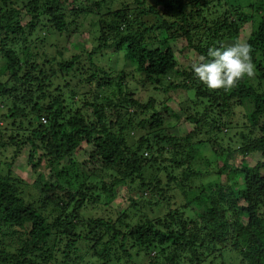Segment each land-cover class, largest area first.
<instances>
[{
    "label": "trees",
    "instance_id": "16d2710c",
    "mask_svg": "<svg viewBox=\"0 0 264 264\" xmlns=\"http://www.w3.org/2000/svg\"><path fill=\"white\" fill-rule=\"evenodd\" d=\"M86 14L89 52L38 51L42 30L83 43ZM242 35L254 75L228 90L181 68L172 44L206 56ZM107 53H124L146 100L127 72L97 64ZM0 59V119L31 127L0 140L14 148L0 162V264H264V0H0ZM181 89L200 110L168 104ZM237 107L242 125L230 121ZM172 118L192 128L172 132ZM28 147L29 165L48 168L32 202L13 167ZM119 192L131 203L116 218L83 213Z\"/></svg>",
    "mask_w": 264,
    "mask_h": 264
},
{
    "label": "rangeland",
    "instance_id": "374dc122",
    "mask_svg": "<svg viewBox=\"0 0 264 264\" xmlns=\"http://www.w3.org/2000/svg\"><path fill=\"white\" fill-rule=\"evenodd\" d=\"M243 1H244V6L247 8L250 5V3L254 2L255 0H243ZM151 2L153 3V0H149V3ZM151 19L155 20V16L154 18L151 17ZM93 20H96V17L92 15H88V14L79 18V23H78L79 30L75 34L76 36L82 35L83 43L81 41L76 42V43L75 42L69 43V39L67 40V37H69L68 34H65L62 36H59V35H56V36L49 35L48 36L47 30L40 31L38 33V40H39V43L42 42V46L39 45L38 51L39 52L46 51L51 56H57L59 52H63L66 58L71 57L72 54H75L77 52H89L91 48H93L94 46L93 43H94L95 36H96V33H95L96 28H95V24ZM155 34L157 35L158 32ZM76 38H79V37H76ZM245 39H246V36L242 35L241 40L244 42ZM172 44H173L174 50L176 51V56L178 58L179 65L181 68L182 66L189 67L192 63H195L198 61V58L200 57L199 55L194 54L192 52H187L185 54L181 52L183 49V46L186 45L185 42L183 43L181 41H178V42L175 41ZM81 46H83L85 49L79 48ZM98 59L100 61H97V64L104 65V66L106 65L108 68H112L114 72H120L122 70L127 72L129 74V78L126 81L127 83L126 86L129 87L130 91L135 92L136 97H140L141 99L146 100L148 96L151 95L150 91L147 92L146 88L143 87V84L141 82L142 81L141 75L136 72L135 67L132 65V63L126 60L124 53H114V54L107 53L101 57H98ZM2 67H3V62L0 59V68ZM173 81L179 82L182 80L179 78V79H173ZM63 85L65 86L64 87L65 91H68L69 87H67L65 83ZM93 95H94L93 93H90L88 94L87 98H84V99L82 98L81 100L79 97L78 99L79 103H81L82 105L83 102L89 99H92ZM166 96L171 97L168 104L172 106H179L181 102H185L193 106V108H195L196 110L201 109L200 107L194 105V102L190 100L188 93L184 91L183 89L178 90V91L170 90L168 95ZM233 112L235 113L230 116V119H231L230 121L233 122L232 124L240 123L242 125L243 121L246 122L245 118H246L247 112L245 108L237 107L235 108V110H233ZM16 121L17 120H12L10 118L6 121L3 119H0V140L2 136H4V139H8L11 135L15 136L17 134H20L19 139H21L22 136L24 137L26 136V134H28L31 127H28V126L21 127L19 125L13 126V122H16ZM167 126H170L172 132L174 130L175 132L179 134L185 133L189 131L187 129L192 128L191 124H189L185 120L177 121L174 118H172V120L167 121ZM143 132H144L143 130L142 131L140 130L137 133L136 131L135 132L133 131L131 133L132 139L133 137L138 138L139 136H141V134H143ZM13 151H14V148L12 146H10L9 149L7 150L0 149V162H2V165H3V161L12 162L11 159L13 158ZM28 152H29V147L26 149L24 148L23 151H20L19 156L16 157V159L13 161V167L16 169L15 176L18 175L23 180H25L26 183H24L25 184L24 186L26 187L25 188L26 200L28 202H32L40 194V187L42 186L39 173L40 171L48 170V168L45 166V164H42L41 166L36 167V168L29 165ZM209 152H210L209 150H206L204 154L211 157L210 156L211 153ZM235 159H236V154L234 155L233 153L230 157V162L232 163ZM17 171L19 174L17 173ZM209 178H210L209 176H203L202 182L207 181ZM213 178H215V176H213ZM200 182L201 181H199L198 183ZM117 195H118L117 199L113 201L110 206L106 205L105 200L102 199L99 202L97 201L95 203L92 202L91 204H88V206L83 210V213L86 216H93V217L111 216V217L116 218L120 212L128 209L131 203L129 201V197H130L129 193L127 195H123L122 193L119 192ZM231 256L233 257L234 263H238L236 261V258L238 256L237 252L234 251V253L231 254Z\"/></svg>",
    "mask_w": 264,
    "mask_h": 264
},
{
    "label": "clouds",
    "instance_id": "9594fccd",
    "mask_svg": "<svg viewBox=\"0 0 264 264\" xmlns=\"http://www.w3.org/2000/svg\"><path fill=\"white\" fill-rule=\"evenodd\" d=\"M190 70L206 88L228 90L241 79L254 75L250 45L237 40L227 46H210L206 56L201 55Z\"/></svg>",
    "mask_w": 264,
    "mask_h": 264
},
{
    "label": "built area",
    "instance_id": "2783aa9c",
    "mask_svg": "<svg viewBox=\"0 0 264 264\" xmlns=\"http://www.w3.org/2000/svg\"><path fill=\"white\" fill-rule=\"evenodd\" d=\"M42 120H43L44 123L46 122L45 118H42Z\"/></svg>",
    "mask_w": 264,
    "mask_h": 264
}]
</instances>
